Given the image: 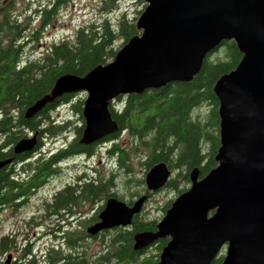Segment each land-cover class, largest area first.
I'll list each match as a JSON object with an SVG mask.
<instances>
[{
	"label": "water",
	"instance_id": "obj_1",
	"mask_svg": "<svg viewBox=\"0 0 264 264\" xmlns=\"http://www.w3.org/2000/svg\"><path fill=\"white\" fill-rule=\"evenodd\" d=\"M146 9L114 61L85 77L64 75L26 112L30 119L64 96L84 93L85 129L80 143L92 146L119 132L112 104L120 97L142 95L175 84H189L205 60L224 42H235L242 60L214 85L219 116L217 167L171 205L158 232L135 238V251L170 238L159 264H212L223 248L221 264H264V0H140ZM37 135L19 141L16 156L32 153ZM13 160L0 162V170ZM172 172L165 163L145 177L148 192L164 189ZM146 198L132 208L110 199L91 237L128 227Z\"/></svg>",
	"mask_w": 264,
	"mask_h": 264
},
{
	"label": "trees",
	"instance_id": "obj_2",
	"mask_svg": "<svg viewBox=\"0 0 264 264\" xmlns=\"http://www.w3.org/2000/svg\"><path fill=\"white\" fill-rule=\"evenodd\" d=\"M71 1L49 0V5L35 10L36 18L33 20L30 17L18 18L14 13L13 1L0 0V162L13 160L11 165L0 170V214L7 210L16 213L27 205L28 193L60 177L61 167L70 157L84 154L91 157L97 148L105 146L111 145L107 155L117 158L120 167L128 171L130 150L142 147L147 152V161L143 164L147 170L156 164L166 163L172 171H186L183 175L185 184H189L188 174L194 168L201 169L203 178L210 173L211 167L216 168L218 165L217 162L212 165L209 160L205 167H200L206 158L217 155L220 137L212 153L203 156L202 141L211 140V135L200 122L193 121V114L202 104H211L219 133V102L213 88L223 75L235 70L242 60V54L233 41L224 42L210 54L201 72L191 83L126 96L122 99L121 108L111 106L112 118L118 124L119 132L92 146L80 143L85 129L82 116L84 104L80 100L70 103L72 95L64 96L47 105L34 117L26 118L27 110L49 95L60 77H85L98 66L114 61L118 53L115 45L119 39L126 45L130 39L141 34L136 27V20H130L122 14L115 25L105 19L98 25L78 28L72 38L52 44L38 59L23 61L27 49L34 51L43 42L44 34L53 27L58 11ZM117 3L118 0H104L102 11L110 13L115 10ZM67 103L80 116L82 123V126L75 127V138L67 149L33 160L29 156L31 153L16 156L14 147L23 139L37 135L38 145L33 152L41 154L44 138L66 134L70 123L56 121L52 114ZM123 133L129 134L134 142L133 147L125 149L114 143ZM111 182L105 184L98 180L67 187L52 202H48L49 213L74 216L75 209L100 200L108 192ZM169 187L176 188L174 180L170 181ZM187 190L183 189L179 194ZM95 219L96 216L89 224L92 225ZM65 238L66 245L73 251L76 240H85L87 233L69 230ZM117 240L124 245L116 249V257L124 260L123 264H132L131 259L136 256L132 249V234L119 236ZM11 241L9 237L1 241L2 251H6ZM84 253L69 255L52 249L49 261L52 264L64 259V264H82L79 259L85 258ZM222 260L223 257L213 264H221Z\"/></svg>",
	"mask_w": 264,
	"mask_h": 264
},
{
	"label": "rangeland",
	"instance_id": "obj_3",
	"mask_svg": "<svg viewBox=\"0 0 264 264\" xmlns=\"http://www.w3.org/2000/svg\"><path fill=\"white\" fill-rule=\"evenodd\" d=\"M9 1H13L12 3L15 5L14 13L18 18L24 19L30 17L33 20L36 18L34 14L35 10L43 5H49L51 3L49 0H7V2ZM103 1L104 0H72L69 5L63 6L58 11L53 27L47 29L45 32L43 42L37 46L34 51H28L27 49L23 61L38 59L49 46L54 43H59L62 40L72 38L77 29L81 27L92 24L98 25L105 19L110 20L115 25L122 14L130 20H136L135 23H137L146 9L145 3L140 0H118V3L115 5V10L106 13L102 11ZM123 46V40L119 39L115 45L118 52ZM86 98V94L77 93L72 95L70 103L80 100L84 104ZM122 99H124V97H122L120 101L117 99L112 106L121 108ZM70 103L60 106L52 114L56 121L70 123L68 131L66 134L54 138H44L43 145L41 146L42 153L38 155V157H47L48 155L50 156L59 152L63 148L67 149L68 145L73 142L75 138V127L82 126V123L80 122V116L72 111ZM209 110L207 105L197 110L193 115L195 118L199 116L203 119L205 118L204 116L208 114ZM114 143L125 149L133 147L134 145L128 133H123ZM110 148L111 145L97 148L92 157H79V155L70 157L65 161L66 163L62 165L60 177L52 179L46 187L36 192L35 195L32 196V200L29 204L22 207L16 213L7 210L0 214V239L5 235H13L14 249H17L10 250L9 253L6 254L0 251V264L11 262V254L14 264H18V262L14 261L15 259L23 261V252L25 246H27L26 241L28 242V239L31 242L33 241L36 245L34 246L36 250L35 254H37L36 256H38V258H41L40 251L54 246L60 247V244L63 243V240L57 237L58 235H66L69 230L73 232H80L83 230L86 234L87 230L92 226L89 224V221L94 218L95 214L98 215L99 211H102L101 208L105 207L106 200L110 195H116L114 198L128 203L129 201L137 200L140 196L145 194L146 187L143 183L149 171L143 166L147 161L146 150L142 147L136 150H130V170L128 171L120 167L117 158H112L107 155ZM185 172L184 170H173L172 180L175 181L176 188H166L153 196L152 200L145 206L143 212V218L145 220L148 222L160 221L165 216L162 211L164 207L168 203L174 202L180 196L179 191L190 189L188 184L183 183V175ZM112 176H114V178L111 180ZM79 178L89 181L99 180L105 184H109V181L112 182L107 188L108 192L103 194L100 200L92 205L88 204L82 206L81 209H75L74 216L67 215V213H49V208L45 207L47 200H50L49 198L58 193V191L64 186H67V184L77 182ZM141 181H143V183H140ZM84 226H86V228ZM114 236L115 234L109 235L107 233L99 239H93V237L87 234L88 239L86 238L83 240L84 242L81 243L79 252H85L84 255L88 260L92 257L95 258L94 260H97V257L100 258L107 252L109 249L107 243H109ZM63 238L64 237H61V239ZM64 243L62 250L67 251V247ZM225 256L226 249L223 251L221 257L224 258Z\"/></svg>",
	"mask_w": 264,
	"mask_h": 264
},
{
	"label": "flooded vegetation",
	"instance_id": "obj_4",
	"mask_svg": "<svg viewBox=\"0 0 264 264\" xmlns=\"http://www.w3.org/2000/svg\"><path fill=\"white\" fill-rule=\"evenodd\" d=\"M209 107V112L208 114H206V116H204L205 118L201 119V117H197L195 118L194 115H193V121L194 122H200L202 124V126L208 131H210V135H211V140L209 141H202V149H203V156H205L206 154H210L212 153V148L216 146V141H217V138L219 136V133H218V122H217V119L216 118H213L212 116V110H213V106L209 103H204L201 105L200 108L202 107H205L207 106ZM199 108V109H200ZM197 109V110H199ZM196 110V111H197ZM195 111V112H196ZM194 112V113H195ZM219 123H220V120H219ZM63 149H66V148H63ZM178 152V151H177ZM38 152L35 151L33 153H31L29 156L30 158L35 159L38 157V155L40 154H37ZM83 157H89L87 156V154H84V155H81ZM79 156V157H81ZM92 157V156H91ZM215 157L216 155H212V157L209 158H206L204 161L201 162L200 164V167H205V165H207L209 163V160H211V164L213 165L214 163H216V160H215ZM29 160V159H28ZM66 163V162H65ZM166 164V163H165ZM157 165V164H156ZM167 165V164H166ZM155 166V165H154ZM168 166V165H167ZM153 167V166H152ZM151 167V168H152ZM150 168V169H151ZM169 168V166H168ZM149 169V170H150ZM170 169V168H169ZM198 170L199 171V180H202L203 178L201 177V169L196 167L194 168L192 171L194 170ZM214 168H210V171L213 170ZM170 171L172 172L173 174V171L170 169ZM192 171L189 172L188 174V181H189V186L191 187V173ZM30 173H28V176H29ZM185 175V174H184ZM172 180V175H171V178L167 184V186L162 189L161 191L165 190L166 188H170L169 187V184H170V181ZM52 181V180H51ZM97 181V180H96ZM89 183V182H94V181H89V180H79L75 183H71V184H67V186H64L60 191H58V193H56L54 196H52L51 198H49L50 200H47V203H45V207L48 208V202H52V198L54 199L55 196H57V194H59L60 192H62L65 188L69 187V186H72V185H75V184H81V183ZM48 183L50 182H47L46 185H44L43 187H41L40 189H36L35 190H32L31 193H28V204L30 203V201L32 200V196L35 195L36 192L40 191L41 189H43L44 187H46L48 185ZM184 183V181H183ZM144 184H145V181H144ZM145 187H146V184H145ZM161 191L159 192H156L157 194L160 193ZM156 193H153V192H148L147 191V187H146V192L143 196H140L137 200H134V201H129L128 203L126 202H123L125 203L129 208H132L135 203L140 200L141 198L145 197L146 200L144 202V205H143V208H142V211L135 215L132 219V223L130 226L128 227H116V228H112V229H109V230H106V231H103L101 232L98 236L96 237H93V239H99L103 236H105L107 233L109 235H113L115 234V236L109 241L108 246H109V249L107 250L106 253L103 254L102 257L98 258L97 257V260H94L95 258L92 257L88 260V258H83L82 260L79 259V261H82L83 263L82 264H123V261L121 258H117L116 257V249L120 246H123L124 243H119L117 238L119 236H124V235H129V234H132V237H133V243H132V249H133V252L136 254V256H134V258L131 259V262H133L132 264H159L160 263V260H161V254L164 250V248L168 245V243L170 242V238H163V239H159L157 241H155L154 243H152L150 246L146 247L145 249H142V250H139V251H135L134 247H135V238L137 235H140V234H143V233H157L158 232V225L159 223L163 220V217L160 221H151V222H148L147 220H145L143 218V212L145 210V206L152 200L153 196L156 195ZM182 195V194H181ZM116 199L114 197H109L107 198L106 200V204L107 202L110 200V199ZM117 200V199H116ZM119 201V200H118ZM176 201V200H175ZM174 201V202H175ZM122 202V201H120ZM168 203L164 209L162 210L163 213L166 215V213L168 212V210L171 208V205L174 203ZM106 206V205H105ZM105 209V207H102L101 210L103 211ZM75 211V210H74ZM101 211V212H102ZM99 211L98 215L95 214L96 216V219H95V222H93L92 226L97 224L99 222V215L101 213ZM53 213V212H51ZM46 214V213H45ZM73 227V226H71ZM8 238L10 239L11 243L10 245H8L6 251H2L1 249V241L4 239V238ZM60 240H63V243L64 245L67 247V251H63L62 247H63V243L60 244V247H50L48 249H45V250H42L40 251L41 252V258H38V256H36L37 254H35L36 250L34 249V246H36L33 241H29L28 239V242L26 241V244L27 246H25V250H24V260L21 261V260H18V259H15L14 261L18 262V264H51L50 261H49V253L50 251L53 249L57 252H62L63 254H69L71 255L72 253H80V245L81 243H83L84 241H80L77 239L76 240V243H75V248L74 250H70L68 248V246L66 245V235H58L57 236ZM61 237H64L63 239H61ZM115 238V239H114ZM88 239V238H87ZM36 240V239H35ZM106 243V242H105ZM106 244V245H107ZM38 249V248H37ZM61 249V250H59ZM227 249L226 247L222 249V251L219 253L217 259L221 258V255L223 253V251ZM10 250H17L16 248L14 249V236L13 235H5L3 236L1 239H0V251L1 253L5 252L6 253H9ZM41 250V249H39ZM84 252V251H83ZM11 254V253H10ZM12 259L11 262L9 263H6L5 264H14L13 263V257H12V254L10 255ZM64 257V256H63ZM77 258V257H76ZM216 259V260H217ZM224 259V258H223ZM53 260V259H52ZM78 259H76V262H77ZM54 261V260H53ZM215 261V260H214ZM223 261V260H222ZM66 261L64 259H61V261L59 263H52V264H64ZM16 264V263H15ZM125 264H127V262H125ZM213 264V263H212Z\"/></svg>",
	"mask_w": 264,
	"mask_h": 264
}]
</instances>
